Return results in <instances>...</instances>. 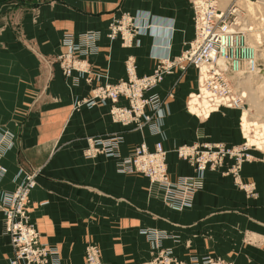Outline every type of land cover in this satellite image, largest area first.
Masks as SVG:
<instances>
[{
    "label": "crops",
    "instance_id": "obj_1",
    "mask_svg": "<svg viewBox=\"0 0 264 264\" xmlns=\"http://www.w3.org/2000/svg\"><path fill=\"white\" fill-rule=\"evenodd\" d=\"M238 2L254 25L255 41L264 5L255 3L250 9L251 2ZM138 9L150 10L160 23L170 21L168 39L162 36L165 27L160 37L141 35L140 45L108 38L113 17ZM88 29L101 30V48L91 57L92 71L73 85L57 54L65 50L64 32ZM194 36L190 0H0V132L14 133V144L1 157L9 171L0 179V190L16 186L19 168L39 170L30 193L31 215L42 239L59 247L62 264H84L79 238L114 237L118 231L123 237L142 236L146 257L150 241L140 233L142 226L167 230L170 237L163 245L181 257L211 253L236 264H264V149L251 150L253 157L242 163L238 183L233 173L223 172L228 164L202 171L204 186L193 205L182 210L151 195L145 174L120 172L112 156L84 153L89 135L122 132V153L140 141L153 148L162 139L170 175L176 177L195 171L177 154V145L201 140L200 133L229 144L245 140L241 109L223 106L206 115L189 111L188 95L198 87L194 66L166 75L154 89L167 103L159 134L114 121L109 100H85L96 85L126 77L129 55L135 56L138 73H147L157 63L153 53L179 55ZM172 88L174 96H168ZM126 102L123 96L118 101ZM3 217L0 209V264H10L12 246ZM136 244L137 239L130 244L134 253L141 250Z\"/></svg>",
    "mask_w": 264,
    "mask_h": 264
},
{
    "label": "built area",
    "instance_id": "obj_2",
    "mask_svg": "<svg viewBox=\"0 0 264 264\" xmlns=\"http://www.w3.org/2000/svg\"><path fill=\"white\" fill-rule=\"evenodd\" d=\"M251 3L264 0H247ZM193 8L195 36L187 41L179 55L153 53L157 63L153 70L138 73L133 54L125 61L126 77L116 81H105L93 88L86 101H111L110 114L114 121L134 128L147 127L152 134L161 132L166 114V98L154 89L166 75L176 70L186 71L190 66L198 69V87L188 95L189 111L201 115L223 106L242 107L245 93L241 78L249 73H257L260 59L256 41L251 39L254 25L250 23L246 10L238 0H230L221 7V0H190ZM165 27V35L160 31ZM167 29V32H166ZM172 31L170 21H155L150 10L138 9L135 12L124 11L113 17L106 32L109 39L120 38L123 45H140L141 35L151 34L156 38H167ZM102 32L88 29L78 33L66 31L62 37L65 50L57 54L63 74L76 85L79 78L91 72V57L100 51ZM169 45V44H168ZM77 72V73H75ZM174 89L168 96H174ZM127 102L118 103L120 97ZM192 106L200 110L195 111ZM13 132H0V179L9 171L1 157L14 144ZM201 140L177 145V154L186 159L195 171L172 177L168 168V151L159 139L151 148L146 141L135 143L128 153H122L121 144L124 134L115 132L106 135H89L84 153L87 157L99 154L116 159L117 169L125 173H143L149 178V192L172 209L182 210L191 207L196 192L204 186L205 169H223L224 173H233L239 178L242 163L253 157L251 145L245 140L238 144H229L223 140L212 139L200 133ZM258 147V146H257ZM39 170L16 172L17 181L13 189L0 190V209L4 213V233L9 236L12 253L10 264H62L61 252L57 245L42 239V233L31 215L30 193L37 184ZM237 183L239 181H236ZM144 234L152 244L150 257L137 264H236L222 255L211 253L191 254L181 257L172 246H164L163 240L170 237L165 229L142 227ZM156 248V249H154ZM87 264H101L91 249L88 251Z\"/></svg>",
    "mask_w": 264,
    "mask_h": 264
},
{
    "label": "rangeland",
    "instance_id": "obj_3",
    "mask_svg": "<svg viewBox=\"0 0 264 264\" xmlns=\"http://www.w3.org/2000/svg\"><path fill=\"white\" fill-rule=\"evenodd\" d=\"M228 3H225V5L221 4V7H225L226 5H228ZM254 4L255 3H249V8L254 9L256 5L258 8H261L264 5V1L257 2L256 5ZM259 19L260 22L258 24L261 27L256 30L254 34L257 39L256 45L258 48V52L261 56L259 57L261 69H259L258 73L247 74L243 78H241L240 84L243 87V91L246 97L244 100V105L242 107H237L242 111V125L246 138L248 137L249 143L253 144L251 145V150L258 148L264 149V15H261ZM245 126L247 127V129L244 128ZM235 181H240V178H236ZM92 224L98 225L99 222H95ZM143 224L146 223L145 221L142 222L141 220V225ZM118 232L120 233L119 235L108 238H79L81 242L84 243V264H87L89 261V249H91V252L95 254L101 264H137L149 258H147V255L150 256L153 249L151 242L150 245L148 244L149 253H147L145 257L144 251L146 250L147 246L143 244L144 239L142 236L139 235V238H137V235L123 237L122 231ZM136 239L138 240V244L136 245L139 246L141 250L134 253L130 244L132 243V240L136 241ZM108 242H111V244H109Z\"/></svg>",
    "mask_w": 264,
    "mask_h": 264
},
{
    "label": "bare ground",
    "instance_id": "obj_4",
    "mask_svg": "<svg viewBox=\"0 0 264 264\" xmlns=\"http://www.w3.org/2000/svg\"><path fill=\"white\" fill-rule=\"evenodd\" d=\"M255 41H257V39H255ZM258 54H259V52H258ZM259 57H261L260 55H259ZM260 69H261V67H260ZM259 72V71H258ZM257 72V73H258ZM249 74H251V73H249ZM245 75H247V74H245ZM245 75H243V77L245 76ZM192 108L195 110V111H197L198 113H200V110L199 109H196V107H194V106H192ZM206 113V112H205ZM205 113L204 112H201V115H205ZM245 118V117H244ZM244 125H246V124H244ZM245 129H247V127L245 126L244 127ZM245 131H247V130H245ZM246 136V135H245ZM247 139H248V137H247ZM248 142H249V139H248Z\"/></svg>",
    "mask_w": 264,
    "mask_h": 264
}]
</instances>
